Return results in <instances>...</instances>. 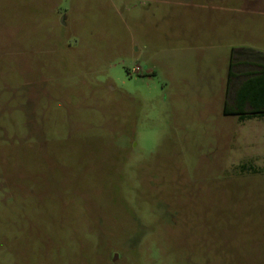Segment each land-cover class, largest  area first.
<instances>
[{"label": "rangeland", "instance_id": "rangeland-1", "mask_svg": "<svg viewBox=\"0 0 264 264\" xmlns=\"http://www.w3.org/2000/svg\"><path fill=\"white\" fill-rule=\"evenodd\" d=\"M237 58L264 0H0V264H264Z\"/></svg>", "mask_w": 264, "mask_h": 264}, {"label": "crops", "instance_id": "crops-1", "mask_svg": "<svg viewBox=\"0 0 264 264\" xmlns=\"http://www.w3.org/2000/svg\"><path fill=\"white\" fill-rule=\"evenodd\" d=\"M259 79H264V59L237 58L232 61L228 73L227 101L225 104L230 115L224 116L236 118L240 126H246L248 123L257 120H264V106L256 109L245 100L249 84Z\"/></svg>", "mask_w": 264, "mask_h": 264}, {"label": "trees", "instance_id": "trees-1", "mask_svg": "<svg viewBox=\"0 0 264 264\" xmlns=\"http://www.w3.org/2000/svg\"><path fill=\"white\" fill-rule=\"evenodd\" d=\"M246 94L247 96L245 100L250 102V104L254 108L259 109L263 107L264 106V79L252 81L248 86ZM224 115H227V116L230 115V113H228L226 109V106L224 107Z\"/></svg>", "mask_w": 264, "mask_h": 264}]
</instances>
